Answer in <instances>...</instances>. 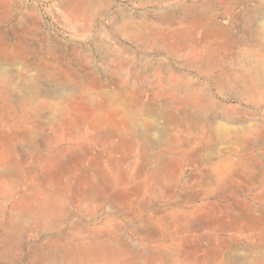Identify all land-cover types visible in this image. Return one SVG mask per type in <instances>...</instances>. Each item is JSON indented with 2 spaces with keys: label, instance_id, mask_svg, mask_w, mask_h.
Masks as SVG:
<instances>
[{
  "label": "rangeland",
  "instance_id": "374dc122",
  "mask_svg": "<svg viewBox=\"0 0 264 264\" xmlns=\"http://www.w3.org/2000/svg\"><path fill=\"white\" fill-rule=\"evenodd\" d=\"M68 1L0 0V199H64L62 232L136 250L115 264H264V87L243 82L264 0H217L234 35L246 9L261 22L256 45L210 38V58L155 17L192 0ZM142 20L158 42L121 30Z\"/></svg>",
  "mask_w": 264,
  "mask_h": 264
},
{
  "label": "bare ground",
  "instance_id": "6f19581e",
  "mask_svg": "<svg viewBox=\"0 0 264 264\" xmlns=\"http://www.w3.org/2000/svg\"><path fill=\"white\" fill-rule=\"evenodd\" d=\"M81 1L83 0H69L68 3H81ZM230 1L233 3L238 2V0ZM84 4L91 9L94 7V4ZM246 4L245 2V6ZM217 6V0H192L190 4L183 5L177 13L169 10L158 13L155 17L158 21L167 22L168 26L174 27L173 29L169 27V30L177 34L183 43L187 45L193 44V48H197L200 45L203 57L210 58L213 55L211 54V47L208 46V40L212 37L225 38L230 47L245 43L256 45L257 28L255 29V26L257 25V20H259L257 18V10L260 8L258 7L255 10L246 9L244 15H242L243 12H241L242 16L237 17L238 14L236 15L235 18L237 20L246 19V24L240 28L239 32L237 31V35H234L231 32L232 30L219 26L214 13V9ZM190 18L197 20L200 26L190 24L188 22ZM203 19H205L204 23L202 22L204 21ZM201 23L203 24L201 25ZM147 25L146 21L143 20L128 23L125 21L123 27L121 26V30L128 39L139 43L153 40L158 42L159 38L166 32L165 29L160 27L154 29L155 26H152L153 28L151 29V26L148 27ZM200 28L203 29L205 41L199 39L201 38L199 37ZM169 52L171 55H175L177 51L171 50ZM243 55V65L250 71V77H244L243 82L254 90L264 87V63L252 56L245 58V54ZM237 65L235 63V66ZM4 175H1L2 178ZM5 176L4 178L10 180L8 179L9 177ZM1 184L3 185V183ZM35 193L39 194L40 190L35 189ZM41 195L43 194L41 193ZM31 198L24 199L23 203L13 206L11 209H9L10 199H0V264H115L114 261L121 260L130 253L134 255L136 250H133L132 247H127V244H124L125 247H121L118 245L119 242L110 243L106 238L107 242L100 241L101 239L98 240L100 236L98 237L94 229L75 221L71 224V228L76 229V232L71 234L62 232L61 223L64 217L61 204L64 199H55L51 195H37ZM40 232L49 235L47 236V241L36 238Z\"/></svg>",
  "mask_w": 264,
  "mask_h": 264
}]
</instances>
